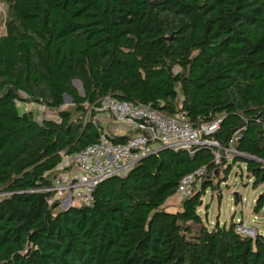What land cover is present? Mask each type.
Masks as SVG:
<instances>
[{"label": "trees", "instance_id": "1", "mask_svg": "<svg viewBox=\"0 0 264 264\" xmlns=\"http://www.w3.org/2000/svg\"><path fill=\"white\" fill-rule=\"evenodd\" d=\"M2 1L0 264H264V234L208 225L199 212L225 162L208 146L149 154L98 183L90 205L63 207L48 189L70 168L65 157L98 140L93 106L105 96L180 111L194 126L220 118V154L234 148L231 162L253 188L264 184V0ZM201 167L179 199L180 178ZM262 209L264 189L252 212Z\"/></svg>", "mask_w": 264, "mask_h": 264}, {"label": "built area", "instance_id": "2", "mask_svg": "<svg viewBox=\"0 0 264 264\" xmlns=\"http://www.w3.org/2000/svg\"><path fill=\"white\" fill-rule=\"evenodd\" d=\"M39 106L40 113L48 110L42 104ZM93 110L94 121L102 125V115H106L105 125L110 124L109 128L111 124L123 127L127 130L128 139L125 142H113L110 135H116L117 129L112 127L109 130L101 126L98 140L74 154L73 164L68 171L59 174L48 188L63 207L70 204L90 205L98 183L110 176L125 173L140 159L159 150H190L197 146H208L217 161L223 148L211 137L219 127L220 118L194 126L180 111L164 116L149 106L114 96H105L98 105L93 106ZM235 153L237 151L234 148L225 149V155L230 159ZM204 172L201 167L183 175L176 186L175 195L179 199L191 195L194 187L200 184ZM235 228L250 236L258 233L245 223H236Z\"/></svg>", "mask_w": 264, "mask_h": 264}, {"label": "rangeland", "instance_id": "3", "mask_svg": "<svg viewBox=\"0 0 264 264\" xmlns=\"http://www.w3.org/2000/svg\"><path fill=\"white\" fill-rule=\"evenodd\" d=\"M7 17L6 3L0 0V35L5 31V21ZM77 88L80 89L81 87L78 86ZM71 106L72 102L66 100L63 102L61 108L70 109ZM19 109L21 111L32 110L37 117L40 114L42 117L56 116V112L50 109L40 113L39 109L41 108L36 103H20ZM217 158V162H221L222 159L225 160V162L221 163V167L218 168V171H220L219 177L221 178L219 187H217L216 190L208 188L201 199L199 212L206 218L204 221H206L208 225H211L216 218H218L221 224H227L232 221L233 217V221L236 223H245L254 228L257 232L264 234V209L257 215L252 212L254 201L258 194L264 189V184L253 188L251 185L252 180L248 179L245 175V166L243 163H233L227 155L223 154H220ZM67 159L69 158H66V160ZM69 161L67 163H69ZM170 201L171 200H168L166 202L169 207L179 206V203L176 202L175 205L171 204Z\"/></svg>", "mask_w": 264, "mask_h": 264}, {"label": "crops", "instance_id": "4", "mask_svg": "<svg viewBox=\"0 0 264 264\" xmlns=\"http://www.w3.org/2000/svg\"><path fill=\"white\" fill-rule=\"evenodd\" d=\"M102 116H103V117H102V118H103V121H102V122L100 121V123L102 124L101 126H104L105 128H107V129H109V130L112 129V127H114V125L111 124V127L109 128L110 124L105 125V124H107V123L104 121V119H107V116H106V115H102ZM103 124H104V125H103ZM114 128L117 129V132L115 133L116 135H123V134L125 135V134L127 133V130L124 129L123 127H114ZM132 132H133V131H132ZM66 158H67V157H65L63 160L65 161ZM67 160H68V161L70 160L69 163L72 161L71 164H73V158H71V159L69 158V159H67ZM67 160H66V163H65V164H68V163H67V162H68ZM72 167H73V165H72ZM168 200H171V201H170L171 204H175L176 202L179 203V201H178V199H177L176 197H175V199H174V196L170 197ZM168 200H167V201H168ZM175 205H176V204H175ZM169 208H170V209H175V208H177V207H173V206H171V207H169ZM232 220H234L233 217H232Z\"/></svg>", "mask_w": 264, "mask_h": 264}, {"label": "water", "instance_id": "5", "mask_svg": "<svg viewBox=\"0 0 264 264\" xmlns=\"http://www.w3.org/2000/svg\"><path fill=\"white\" fill-rule=\"evenodd\" d=\"M168 38H170V37H168ZM73 85L77 88L78 86H80L81 87V82L79 81V80H73ZM79 90V92L82 94L83 93V90H82V88H80V89H78ZM62 100H63V102H65L66 100H68V101H70V102H72V98H71V96L70 95H68V94H66V93H64L63 95H62ZM238 199V198H237Z\"/></svg>", "mask_w": 264, "mask_h": 264}]
</instances>
